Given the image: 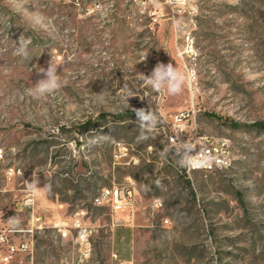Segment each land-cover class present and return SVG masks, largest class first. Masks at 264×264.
<instances>
[{
  "label": "rangeland",
  "instance_id": "obj_1",
  "mask_svg": "<svg viewBox=\"0 0 264 264\" xmlns=\"http://www.w3.org/2000/svg\"><path fill=\"white\" fill-rule=\"evenodd\" d=\"M154 1L142 13L133 0H19L21 13L0 0V231L30 228L32 211L69 223L80 210L91 231L87 257L54 228L13 232L33 240L13 264H264V129L251 126L264 121V0H189L174 15ZM36 9L46 26L30 21ZM50 62L61 87L33 97ZM158 63L185 72L180 94L147 85ZM140 108L158 117L143 134ZM187 110L199 134L227 141L231 166L184 176L164 133ZM129 183L131 225L93 205L101 187Z\"/></svg>",
  "mask_w": 264,
  "mask_h": 264
},
{
  "label": "built area",
  "instance_id": "obj_2",
  "mask_svg": "<svg viewBox=\"0 0 264 264\" xmlns=\"http://www.w3.org/2000/svg\"><path fill=\"white\" fill-rule=\"evenodd\" d=\"M137 4H141L143 9L139 7V11L142 13L146 12V5L153 4L154 0H133ZM189 0H163V3L168 7L170 14L174 15L176 10L180 7L188 5ZM148 14L156 15L157 9L151 6L147 10ZM155 18V17H154ZM188 78L191 83L195 80L194 72L188 73ZM165 139L168 144L171 145L175 151L174 145L179 142H186L195 146L193 154L196 152L201 156H208L211 158L210 162L201 168L188 169L182 167L184 176L189 177L194 172L209 173L213 171H219L231 166L233 161L232 152L230 150L229 144L223 138H216L207 135H201L197 131L195 125V111H179L173 114L171 121L168 126V131L164 133ZM119 157H125L128 155V149L124 146H119L118 148ZM176 153V152H175ZM177 155V154H176ZM1 149H0V157ZM137 164V159L131 157L128 160V164ZM10 170L7 173H12ZM137 193L135 187L132 183L124 186L111 185L109 187H101L93 196L92 203L96 207H101L107 209L111 213L125 212L126 217L124 222L131 225L134 220V210L133 201L134 196ZM34 203V198L31 193L27 194L21 200V205L26 208L32 207ZM154 207L160 208L162 203L160 200H155L153 203ZM85 214L83 210L77 211L73 216H70L69 223L63 222L61 220L48 219L35 213L34 211L30 214L29 226L30 228L10 230L11 234L5 231H0V264H13L14 258L23 253H29L32 250L33 240L32 237L15 238L13 232H25L32 235L33 228L43 229V228H54L61 235V237H71L74 243L77 245V250L81 257H87L91 250L90 234L91 231L80 217V215ZM163 223H168L169 220L164 218ZM113 258H117L116 253H112Z\"/></svg>",
  "mask_w": 264,
  "mask_h": 264
},
{
  "label": "clouds",
  "instance_id": "obj_3",
  "mask_svg": "<svg viewBox=\"0 0 264 264\" xmlns=\"http://www.w3.org/2000/svg\"><path fill=\"white\" fill-rule=\"evenodd\" d=\"M15 10L21 13L28 11L25 8V5L19 3V0H16L15 2ZM29 19L34 24L46 26L44 23L45 18L38 13L37 9L34 12H30ZM30 43V38L19 37L18 42H15L16 54L27 59L29 56L28 46ZM38 72L43 74V78L38 80L37 83L28 90L29 94L33 97L45 98L56 92L61 87L57 68L54 67L51 62L46 69L38 68ZM144 78L147 85L156 92L166 90L170 95H177L183 90L186 75L185 72L180 71L178 67L174 66L172 63H158L152 70L151 74L147 76L144 75ZM133 110L135 112L138 126L142 130V134L143 130L152 129L156 126L158 117L151 108H140ZM174 148L176 154L180 157L178 164L181 167L188 169L201 168L205 167L211 160V158L208 156L201 157L197 152L196 154H193L194 150L196 149L195 146L186 142H179L174 145ZM29 188L32 190L35 188V185L29 183Z\"/></svg>",
  "mask_w": 264,
  "mask_h": 264
},
{
  "label": "trees",
  "instance_id": "obj_4",
  "mask_svg": "<svg viewBox=\"0 0 264 264\" xmlns=\"http://www.w3.org/2000/svg\"><path fill=\"white\" fill-rule=\"evenodd\" d=\"M251 126H255V127L259 128V129H264V121H256V122H253L251 124Z\"/></svg>",
  "mask_w": 264,
  "mask_h": 264
},
{
  "label": "bare ground",
  "instance_id": "obj_5",
  "mask_svg": "<svg viewBox=\"0 0 264 264\" xmlns=\"http://www.w3.org/2000/svg\"><path fill=\"white\" fill-rule=\"evenodd\" d=\"M123 160V159H122ZM183 172V170H181ZM183 174V173H182Z\"/></svg>",
  "mask_w": 264,
  "mask_h": 264
}]
</instances>
